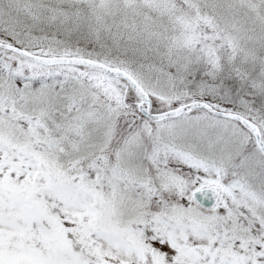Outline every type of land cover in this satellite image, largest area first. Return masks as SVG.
Listing matches in <instances>:
<instances>
[{
	"label": "snow or ice",
	"instance_id": "6c2138e0",
	"mask_svg": "<svg viewBox=\"0 0 264 264\" xmlns=\"http://www.w3.org/2000/svg\"><path fill=\"white\" fill-rule=\"evenodd\" d=\"M0 264H264V0H0Z\"/></svg>",
	"mask_w": 264,
	"mask_h": 264
}]
</instances>
